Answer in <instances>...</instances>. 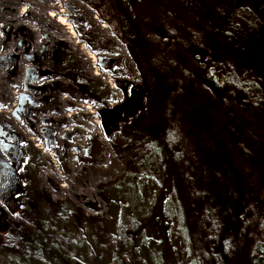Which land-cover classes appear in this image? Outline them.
Segmentation results:
<instances>
[{
    "label": "trees",
    "instance_id": "obj_1",
    "mask_svg": "<svg viewBox=\"0 0 264 264\" xmlns=\"http://www.w3.org/2000/svg\"><path fill=\"white\" fill-rule=\"evenodd\" d=\"M128 9L113 20L99 14L139 63L142 102L122 105L92 80L93 100L121 110L128 135L120 133L142 138L146 162L159 158L155 168L179 198L165 218L184 211L195 264H264V0H135ZM158 191L169 201L170 190ZM42 208L38 218L26 205L11 209L31 223L4 222L0 264H117L96 234L69 231L68 207ZM157 224L166 238L164 220ZM135 249L140 258L137 240Z\"/></svg>",
    "mask_w": 264,
    "mask_h": 264
},
{
    "label": "rangeland",
    "instance_id": "obj_2",
    "mask_svg": "<svg viewBox=\"0 0 264 264\" xmlns=\"http://www.w3.org/2000/svg\"><path fill=\"white\" fill-rule=\"evenodd\" d=\"M134 2L0 0V110H5L0 112V125L4 133L7 123L14 125L15 136H23L29 143L27 155L36 154L20 167L23 196L0 200V231L5 221L30 226V221L12 213L20 211L21 205L28 206L38 218L44 204H60L69 208L62 216L68 230L74 232L76 228L85 239L87 229L96 234L103 247L116 251L117 264H195L184 211L180 216L171 213L170 219L165 218L178 197L172 193L173 182L163 180L162 172L155 168L159 158L153 154L146 162L150 147L140 136L122 135L121 110L109 113L90 94L89 81L93 80L105 92H118L122 105L129 100L136 104L141 101L137 93L143 85L139 63L99 14L113 20L119 13L126 15ZM60 17L65 18L66 25L58 21ZM110 67L115 71H105ZM29 68L44 77L43 102L36 107L38 136L30 132L25 115L20 116L18 111ZM108 105L112 107L113 103ZM6 113L9 119L3 116ZM165 124L160 119L157 127ZM117 125L119 131L115 130ZM151 175L154 178L150 179ZM164 186L171 192L170 202L168 193L156 192ZM160 203L169 206L160 209ZM162 220L168 231L166 238L155 232V227L164 230L162 224L157 226ZM135 239L140 243V258ZM143 241L145 245L141 246Z\"/></svg>",
    "mask_w": 264,
    "mask_h": 264
},
{
    "label": "flooded vegetation",
    "instance_id": "obj_3",
    "mask_svg": "<svg viewBox=\"0 0 264 264\" xmlns=\"http://www.w3.org/2000/svg\"><path fill=\"white\" fill-rule=\"evenodd\" d=\"M44 80L43 75L34 72L32 68H29L26 73V77L22 84L23 91L20 93V104L18 111H20V116H24L26 120V126L30 128V132L38 136L37 133L39 131L38 128V115L39 112L36 111V107L39 106L40 103L43 102V86L41 82ZM15 114H18L15 111ZM8 130L6 133L3 132V129L0 130V134L4 135L3 139H0V147L2 152H0V168L6 170L11 165L16 167V172L18 174V183L15 187L13 186H4L0 187V200L4 198L14 199L16 200L18 197L23 196L20 191H24L21 184V174L20 167L23 162L27 160H31V157H35L36 154L27 155V151L25 149H29V143L23 138V136H15L17 133L15 126L7 123ZM21 140V141H20ZM32 148V147H31ZM32 152L35 149H31ZM36 152V151H35ZM34 152V153H35ZM26 198V196H24ZM29 198V195L28 197ZM26 198V199H27Z\"/></svg>",
    "mask_w": 264,
    "mask_h": 264
},
{
    "label": "water",
    "instance_id": "obj_4",
    "mask_svg": "<svg viewBox=\"0 0 264 264\" xmlns=\"http://www.w3.org/2000/svg\"><path fill=\"white\" fill-rule=\"evenodd\" d=\"M2 126L0 125V130ZM18 174L16 172V167L11 165L6 170L0 168V187L4 186H13L15 187L18 183Z\"/></svg>",
    "mask_w": 264,
    "mask_h": 264
},
{
    "label": "bare ground",
    "instance_id": "obj_5",
    "mask_svg": "<svg viewBox=\"0 0 264 264\" xmlns=\"http://www.w3.org/2000/svg\"><path fill=\"white\" fill-rule=\"evenodd\" d=\"M50 15L51 16H54L55 15V13L53 12V11H51V13H50ZM58 21L61 23V24H63V25H66L67 23L65 22V18L64 17H60L59 19H58ZM68 28H70L71 29V32L73 33L74 32V30L72 29V27L71 26H69ZM10 48H13V45L12 46H10ZM91 58H93V59H95V56L94 55H91L90 56ZM9 101V100H8ZM10 103V102H9ZM0 112H5V110H0ZM7 112V111H6ZM9 112V111H8ZM10 113V112H9ZM9 113H6V114H3V116H6V118H8L9 119V117H10V114ZM40 147H42V145L40 144L39 145ZM78 193H80V194H82V192L81 191H77ZM84 198V197H83ZM86 202H87V199H84ZM91 199H89L88 200V202H91L90 201Z\"/></svg>",
    "mask_w": 264,
    "mask_h": 264
}]
</instances>
